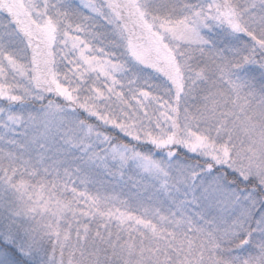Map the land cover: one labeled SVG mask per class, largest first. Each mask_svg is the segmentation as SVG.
I'll list each match as a JSON object with an SVG mask.
<instances>
[{
  "label": "snow or ice",
  "instance_id": "1",
  "mask_svg": "<svg viewBox=\"0 0 264 264\" xmlns=\"http://www.w3.org/2000/svg\"><path fill=\"white\" fill-rule=\"evenodd\" d=\"M0 264H264V0H0Z\"/></svg>",
  "mask_w": 264,
  "mask_h": 264
}]
</instances>
